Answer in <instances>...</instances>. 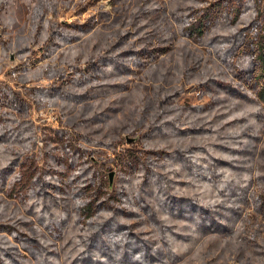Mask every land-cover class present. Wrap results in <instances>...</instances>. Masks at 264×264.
Masks as SVG:
<instances>
[{"label": "rangeland", "instance_id": "rangeland-1", "mask_svg": "<svg viewBox=\"0 0 264 264\" xmlns=\"http://www.w3.org/2000/svg\"><path fill=\"white\" fill-rule=\"evenodd\" d=\"M236 1L0 0V171L19 162L0 180V264L121 256L125 228L158 264H264V101L221 39L252 28ZM190 198L222 226L180 214Z\"/></svg>", "mask_w": 264, "mask_h": 264}, {"label": "trees", "instance_id": "trees-1", "mask_svg": "<svg viewBox=\"0 0 264 264\" xmlns=\"http://www.w3.org/2000/svg\"><path fill=\"white\" fill-rule=\"evenodd\" d=\"M232 10H234V19L237 22L248 20L249 23H251L250 25L252 28L250 30H252L253 27H256V22H260L261 19L264 20V9L259 11L254 0H237L235 9L233 7ZM202 17L203 18L200 17L201 19L199 23L194 24L197 20L193 21L194 25L192 24L193 27L190 30L192 34H202L205 30H208L215 24L210 12H207ZM241 28V30L234 33L232 38L227 39L226 37H221V39L223 42L231 43V46L233 47L232 52L241 56L240 63L236 64L237 67H235L237 70L236 75L240 76L242 80H245L252 88L260 87L261 90L257 91L258 96L264 101V32L261 30L263 28L261 27L259 30L255 29L254 32L248 30L245 33L243 30H245L247 26H242ZM230 88L239 91L234 84L230 85ZM2 138L3 137L0 136V140ZM187 161L191 162L189 158H187ZM18 163V161H8L1 166V171L5 173L2 176L0 175V180L6 182L4 185H8V179L6 176H9V174L16 169L15 166ZM22 166L24 167L25 165H21V169L17 174L18 177L16 178L18 182L17 184L19 185L17 190L19 191L27 190L29 185L33 184L32 179L34 177V175L24 171ZM99 206H101L100 203L94 205L93 201L82 203L80 209L83 217L86 220L91 218L97 212L95 210L96 207ZM178 211L180 214L190 218H194L195 214H197L200 217V220L193 222L195 225L198 223L199 226L206 231L213 230V226L215 225L222 226V222L214 219L209 207L206 204L199 203L194 198L186 199L185 205H183V207L180 206ZM204 211L207 212L208 215L205 214ZM47 226L49 227V224ZM173 232L181 235L176 231ZM123 236L125 248L121 256L105 250L100 254L85 249L80 252V255L73 257L74 264H158L159 260H165L164 258L166 255H159V251L152 247L151 243L143 241L129 228L124 229ZM81 238L84 242L88 241V237L86 236ZM165 242L166 246L171 247L172 242L169 243L167 240ZM171 252L172 251L168 253Z\"/></svg>", "mask_w": 264, "mask_h": 264}, {"label": "water", "instance_id": "water-1", "mask_svg": "<svg viewBox=\"0 0 264 264\" xmlns=\"http://www.w3.org/2000/svg\"><path fill=\"white\" fill-rule=\"evenodd\" d=\"M130 140H132V139H130ZM110 176L112 177V174Z\"/></svg>", "mask_w": 264, "mask_h": 264}]
</instances>
